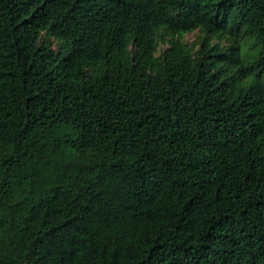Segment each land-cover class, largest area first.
Instances as JSON below:
<instances>
[{
  "label": "trees",
  "instance_id": "1",
  "mask_svg": "<svg viewBox=\"0 0 264 264\" xmlns=\"http://www.w3.org/2000/svg\"><path fill=\"white\" fill-rule=\"evenodd\" d=\"M0 264H264V0H0Z\"/></svg>",
  "mask_w": 264,
  "mask_h": 264
},
{
  "label": "rangeland",
  "instance_id": "2",
  "mask_svg": "<svg viewBox=\"0 0 264 264\" xmlns=\"http://www.w3.org/2000/svg\"><path fill=\"white\" fill-rule=\"evenodd\" d=\"M204 34L200 30H195L192 33H188L185 35V40L192 43L193 45H197L198 41L203 38ZM241 44V55L244 60L249 61L250 54L256 51L254 46V41L252 39H244L240 41ZM168 45L164 44L162 47L166 48ZM198 47V46H196ZM252 80L249 79V82Z\"/></svg>",
  "mask_w": 264,
  "mask_h": 264
}]
</instances>
